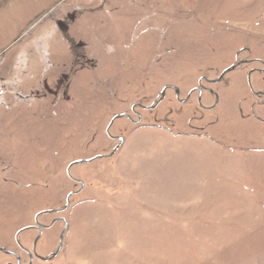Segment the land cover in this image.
<instances>
[{
	"label": "rangeland",
	"instance_id": "rangeland-1",
	"mask_svg": "<svg viewBox=\"0 0 264 264\" xmlns=\"http://www.w3.org/2000/svg\"><path fill=\"white\" fill-rule=\"evenodd\" d=\"M2 10L0 264H264V0Z\"/></svg>",
	"mask_w": 264,
	"mask_h": 264
},
{
	"label": "flooded vegetation",
	"instance_id": "flooded-vegetation-1",
	"mask_svg": "<svg viewBox=\"0 0 264 264\" xmlns=\"http://www.w3.org/2000/svg\"><path fill=\"white\" fill-rule=\"evenodd\" d=\"M42 61H43V64H47V66L49 65V60L47 61L46 60V56H42ZM240 63H244V62H238V64H240ZM238 64L237 65H235V68H237V66H238ZM44 69H46V67L44 68ZM233 69V68H232ZM261 73L263 72V71H260ZM0 81H5V78L4 77H2L1 79H0ZM219 81H221V80H219ZM8 83H9V81H8ZM8 85H6V87H7ZM12 87L14 86V85H11ZM173 92H174V96L176 97L175 99L177 100V101H180V99L178 98L179 96H177V95H179V90L177 89V88H170ZM196 89H194L193 91H195ZM209 92L211 91V90H208ZM192 92V91H191ZM251 93H253V95L256 97H264V92H259V93H256V92H254L253 90H252V92ZM5 94H7V95H12V96H14V97H18V98H20V97H25V95H22V94H20V92H19V90L17 89V87H16V91H15V89H8V88H6L5 89V92H4V95ZM188 95V94H187ZM186 95V96H187ZM190 95V94H189ZM189 95L187 96V97H189ZM28 97V96H27ZM186 97V98H187ZM188 99V98H187ZM182 101H184L183 99H182ZM187 101V100H186ZM261 101H264L263 99H261ZM183 103V102H182ZM213 106V104L211 105V106H209V107H206V109H210V107H212ZM262 121V120H261ZM60 217H58L57 218V220H60L59 219ZM38 222V221H37ZM39 223H37V225L35 226V225H25V227L27 228V229H29V230H31V231H35V232H37V229L41 226V228H42V225L41 224H39ZM23 228H24V226H23ZM22 230H25V229H22ZM22 230L20 229L19 231H17V235L20 233V232H22ZM16 237V236H15ZM36 243V242H35ZM14 245H15V248L14 249H12V248H8V247H1L2 248V251L3 252H5V253H7L8 255H10L11 257H14L15 259V261H17V264H22V259H21V255H19L18 253L19 252H22V254L24 255V256H27L28 257V259H29V263H31V261H32V256H36V247H35V244H32L31 245V247L30 248H26V247H24L23 246V243L22 242H20L19 240H14Z\"/></svg>",
	"mask_w": 264,
	"mask_h": 264
},
{
	"label": "crops",
	"instance_id": "crops-1",
	"mask_svg": "<svg viewBox=\"0 0 264 264\" xmlns=\"http://www.w3.org/2000/svg\"><path fill=\"white\" fill-rule=\"evenodd\" d=\"M4 6V5H3ZM10 6V5H9ZM6 7V6H5ZM5 10V9H4ZM4 10H2V12H0L1 14H3L4 13ZM3 16V15H2ZM168 128H170V127H161L160 129L161 130H164L166 133L167 132H171L170 130H168ZM176 136H181L182 134H175ZM124 143V142H123ZM117 170H118V168H117ZM123 169H121L120 170V172H121V174L123 173ZM126 172V171H125ZM133 172H134V170H131V171H127V174L128 175H132L133 174ZM126 176V175H125ZM122 181H124V184H128V183H134V179L133 178H127V179H125V180H122ZM125 181L127 182V183H125ZM141 188V187H140ZM139 188V189H140ZM134 189L136 190V188L135 187H128V188H124V190L125 191H128V192H130V193H132L133 191H134ZM149 189H151L152 191H156L155 189H153V188H149ZM148 189V190H149ZM141 190H144V187H142V189ZM147 190V191H148ZM185 190V189H184ZM180 191V190H179ZM133 200V199H132ZM132 200L129 202L130 204H132ZM144 199H139V200H137V201H135V205H134V209L133 210H135V209H138V205H142V201H143ZM147 201H149V200H147ZM154 204H156V203H147L146 205L148 206V208H152V207H154L153 205ZM127 206H130V207H132L131 205H125V207H127ZM142 207V206H141ZM147 212L146 211H144L142 214V216H146L145 214H146ZM154 215V214H153ZM38 258H40V259H42V260H44V261H46V259H44L43 257H41V256H38ZM52 258H54V257H52ZM23 264H27V263H23Z\"/></svg>",
	"mask_w": 264,
	"mask_h": 264
},
{
	"label": "water",
	"instance_id": "water-1",
	"mask_svg": "<svg viewBox=\"0 0 264 264\" xmlns=\"http://www.w3.org/2000/svg\"><path fill=\"white\" fill-rule=\"evenodd\" d=\"M230 70V68H228V69H226V70H224L222 73H221V75L220 76H222L223 74H225L226 72H228ZM220 78V77H219ZM219 79H216V81H218ZM167 87V86H166ZM165 87V88H166ZM164 88V89H165ZM162 95H163V92L161 93ZM117 148V147H116ZM115 150V149H114ZM114 150H113V152H114ZM78 162H85V161H78ZM68 201V200H67ZM67 206H68V203H66V205H65V207L63 208V209H60V210H64V209H66L67 208ZM57 211H59V210H57ZM56 211V212H57ZM48 211H42V213H47ZM60 248H61V244L58 246V248H57V250L54 252V253H52V254H50V256L49 257H53V256H55L58 252H59V250H60Z\"/></svg>",
	"mask_w": 264,
	"mask_h": 264
}]
</instances>
